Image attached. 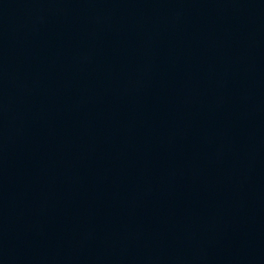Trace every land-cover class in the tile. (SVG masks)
<instances>
[{
	"label": "water",
	"instance_id": "water-1",
	"mask_svg": "<svg viewBox=\"0 0 264 264\" xmlns=\"http://www.w3.org/2000/svg\"><path fill=\"white\" fill-rule=\"evenodd\" d=\"M261 237L264 0H0V264Z\"/></svg>",
	"mask_w": 264,
	"mask_h": 264
}]
</instances>
